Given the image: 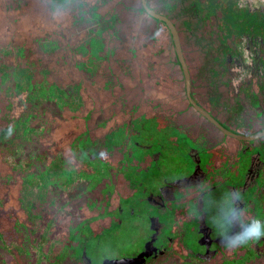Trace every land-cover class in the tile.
Here are the masks:
<instances>
[{
    "label": "flooded vegetation",
    "instance_id": "af4514ba",
    "mask_svg": "<svg viewBox=\"0 0 264 264\" xmlns=\"http://www.w3.org/2000/svg\"><path fill=\"white\" fill-rule=\"evenodd\" d=\"M72 3L87 26L80 67L118 92L73 93L80 123L66 152L60 135L38 162L58 168L40 207V264H264V238L229 250L211 212L192 215L239 191L246 219L264 221V0ZM88 36L98 45L83 48ZM117 241L129 254H106Z\"/></svg>",
    "mask_w": 264,
    "mask_h": 264
},
{
    "label": "rangeland",
    "instance_id": "374dc122",
    "mask_svg": "<svg viewBox=\"0 0 264 264\" xmlns=\"http://www.w3.org/2000/svg\"><path fill=\"white\" fill-rule=\"evenodd\" d=\"M73 7L72 0H0V264H40V207H50L43 196L48 192L49 198L55 188L47 176L56 175L58 168L53 163L39 168L38 162L57 153L60 135L62 153L67 150L69 130L80 123L70 118L71 95L77 92L82 98L88 90L112 88L101 84V69L89 73L80 67L84 57L75 50L83 49L73 47L87 26L85 20L75 24ZM97 37L105 44L115 42L107 33ZM85 40L83 48L98 45L92 36ZM89 60L85 53L84 62ZM117 76L115 72L118 82ZM86 101L82 99L79 112ZM173 165L164 163L165 176L174 174ZM26 207L32 222L26 221ZM122 243L110 244L106 254H129Z\"/></svg>",
    "mask_w": 264,
    "mask_h": 264
},
{
    "label": "clouds",
    "instance_id": "9594fccd",
    "mask_svg": "<svg viewBox=\"0 0 264 264\" xmlns=\"http://www.w3.org/2000/svg\"><path fill=\"white\" fill-rule=\"evenodd\" d=\"M241 202L239 191H228L219 199L213 198L214 207L197 208L192 215L199 219L211 212L210 222L217 236L225 248L234 250L264 238V221L246 219V210L239 207Z\"/></svg>",
    "mask_w": 264,
    "mask_h": 264
},
{
    "label": "water",
    "instance_id": "95a60500",
    "mask_svg": "<svg viewBox=\"0 0 264 264\" xmlns=\"http://www.w3.org/2000/svg\"><path fill=\"white\" fill-rule=\"evenodd\" d=\"M112 262H115V261H112Z\"/></svg>",
    "mask_w": 264,
    "mask_h": 264
}]
</instances>
